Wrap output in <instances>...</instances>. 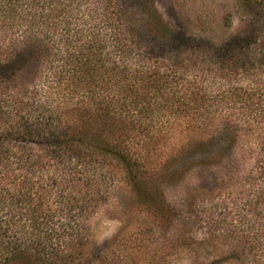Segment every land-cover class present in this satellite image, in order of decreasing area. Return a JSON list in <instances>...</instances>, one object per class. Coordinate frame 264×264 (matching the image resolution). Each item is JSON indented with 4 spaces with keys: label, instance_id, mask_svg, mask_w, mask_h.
Returning <instances> with one entry per match:
<instances>
[{
    "label": "trees",
    "instance_id": "1",
    "mask_svg": "<svg viewBox=\"0 0 264 264\" xmlns=\"http://www.w3.org/2000/svg\"><path fill=\"white\" fill-rule=\"evenodd\" d=\"M237 4L249 20L264 11V0ZM154 5L0 0V264H79L74 255L95 252L83 222L90 192L96 193L87 168L104 166V155H120L119 115L181 106L199 118L202 66H243L256 44L251 36L218 43L185 34L170 28ZM37 80H46V110L21 109L14 95L1 99ZM217 133L200 147L212 145Z\"/></svg>",
    "mask_w": 264,
    "mask_h": 264
},
{
    "label": "rangeland",
    "instance_id": "2",
    "mask_svg": "<svg viewBox=\"0 0 264 264\" xmlns=\"http://www.w3.org/2000/svg\"><path fill=\"white\" fill-rule=\"evenodd\" d=\"M154 1L162 20L185 34L218 43L232 36L257 41L243 66H202L199 118L181 106L119 115L120 155H104V166L87 168L96 193L90 192L94 199L83 222L96 250L74 261L264 264V11L249 20L240 0ZM45 81L18 92L15 86L1 99L14 95L21 109L46 110ZM226 127L232 132H221ZM215 130L214 143L201 148Z\"/></svg>",
    "mask_w": 264,
    "mask_h": 264
}]
</instances>
